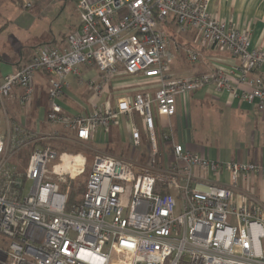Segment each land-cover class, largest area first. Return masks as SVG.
<instances>
[{
	"label": "built area",
	"instance_id": "2783aa9c",
	"mask_svg": "<svg viewBox=\"0 0 264 264\" xmlns=\"http://www.w3.org/2000/svg\"><path fill=\"white\" fill-rule=\"evenodd\" d=\"M74 2L79 24L65 45L37 46L28 61L0 78V106L18 90L26 113L35 75L43 73L45 120L59 128L42 134L12 124L7 141L0 136V264H264V199L236 188L255 175L264 181V166L211 160L175 142L171 128L160 123L175 115L177 96L208 85L264 111V42L251 48L250 29L215 18L210 0ZM31 5L25 0V8ZM159 23H173L178 33L192 30L200 47L226 51L231 60L173 73L179 46L171 49ZM184 54L198 62L196 50ZM93 63L105 83L122 71L152 83L153 94L121 95L94 102L82 114L68 112L60 103L67 76ZM102 90L94 84L93 97ZM121 116L128 120L130 147L144 150L135 159L95 154L81 198L68 202L69 185L62 190L60 184L82 172L84 158L38 142H87ZM26 145L31 151L24 171L7 169L10 156ZM222 169L230 183L205 178ZM127 191L123 206L120 196ZM234 191L244 200L236 202Z\"/></svg>",
	"mask_w": 264,
	"mask_h": 264
},
{
	"label": "crops",
	"instance_id": "0c3cea01",
	"mask_svg": "<svg viewBox=\"0 0 264 264\" xmlns=\"http://www.w3.org/2000/svg\"><path fill=\"white\" fill-rule=\"evenodd\" d=\"M44 1L42 0V2ZM51 1L48 0V2ZM35 2L38 3V0H35ZM57 2L60 13H65V25L63 23L62 26L65 28L60 30L66 29L69 34L75 31L79 24L78 16L74 19L70 10V12L67 11L66 15L68 2H70L69 5L74 13H77L75 11V2L74 0H58ZM3 4H6V0H0V6ZM39 9H44V5L41 4L40 8L35 5L36 11L33 10L25 17H37L42 22L41 14L37 12ZM208 10L215 18L225 19L239 28L250 29L249 41L251 48L263 44L264 0H210ZM36 27V25L32 28L28 27L27 31L30 29L36 31ZM166 27L169 32L180 35L178 41L174 37L169 36L171 40L170 47L173 46L174 48L175 45L179 47L180 45L185 46L183 45L185 43L192 46L191 49L199 53V59L196 63H190L181 58L182 53H176L173 61L174 66L172 67L173 73L184 75L201 72L207 70L213 64H226L231 60L230 55L226 51L200 47L192 30L187 29L177 33L173 23L166 24ZM63 36L58 40L56 35L52 33L49 43L62 47L64 46L66 35ZM39 45L41 44L22 45L17 51L16 59L12 61L0 59V78L25 63L32 51ZM76 69L77 72L67 76V87L64 96L60 100L63 108L70 113L82 114L91 111L94 102L102 105L106 101H114L116 97L121 95L131 96L136 92L145 91L153 94L154 91L152 83L142 80L143 78L138 75H126L120 71V68L118 75L106 83L103 81V74L94 63L78 65ZM36 78L37 80H46L45 75L41 72L36 74ZM96 83H101L103 90L100 96L93 97V85ZM17 96L18 90H15L12 96L7 98L9 107H11L10 127L12 124H20L30 132L42 134L51 130H59V128L51 126L45 120L47 95L45 102L42 103L41 94L37 91L26 113L22 109L21 111L20 108L18 110ZM204 108L206 109L205 112H203ZM209 113H218L220 114V120L224 119L217 128L221 132L223 140L212 142L205 138L207 133L201 138L195 134L198 120H201L202 133L208 132V130H205L206 123L203 116H209ZM41 122L42 124H40ZM160 123L171 128L175 142L182 143L192 151L203 154L211 160L219 162H250L264 166V111H257L246 102L232 98L226 91H218L213 86L208 85L183 96H177L175 115L170 118L162 117ZM135 124L141 133L144 134L139 116H137ZM114 138L121 144H129V127L125 116L119 117L116 122L110 124L107 132H104L102 128H98L94 133L93 139L85 143L90 146L95 154H108L120 157L114 153L110 154L104 148H101L102 145L105 146ZM168 150L170 152V149ZM205 178L210 181L230 183V174L225 169L214 174L205 172ZM236 188H242L254 197L264 199V181L258 175L253 176L252 182L239 180ZM234 196L236 202L244 200L243 195L239 194L238 191H234Z\"/></svg>",
	"mask_w": 264,
	"mask_h": 264
},
{
	"label": "rangeland",
	"instance_id": "374dc122",
	"mask_svg": "<svg viewBox=\"0 0 264 264\" xmlns=\"http://www.w3.org/2000/svg\"><path fill=\"white\" fill-rule=\"evenodd\" d=\"M58 0H52L51 2H48V0H45L42 2V0H38V3L35 2V0H32L31 7L25 8L24 2L25 0H6V4H3L0 6V59H3L5 61H12L16 59L17 57V51L19 47L22 45L28 46V45H35L37 43H40L43 46H53L50 42L51 34L56 35V39H61L64 37L63 35H68V32L66 29L60 30L63 23L65 25V13H60L59 10V4L57 2ZM11 2V3H10ZM42 2V3H41ZM42 5H44V9H39L37 12H40L41 14V21L37 17H25V15H28L30 12L35 10V5L40 8ZM70 2H68L67 8H66V15L67 11L70 12L73 15V18H77L78 14L74 13L71 6L69 5ZM62 4V2H61ZM70 10V11H69ZM36 11V10H35ZM32 25H36L37 29L31 30L30 28L34 27ZM28 27H30L29 31H27ZM158 27L164 31L168 36L174 37L176 41L180 39V35H177L176 33L173 34L171 31L169 32L168 28L166 27L165 23H159ZM178 33V32H177ZM65 36V40H66ZM60 42V41H59ZM65 45V42H64ZM185 46L180 45L179 52L182 53L184 60L188 61L185 54L184 49H189L192 46H189L188 44H183ZM185 47V48H184ZM171 49H174L173 46ZM174 64H171V70ZM120 67V66H118ZM39 73V72H37ZM36 73V74H37ZM46 81L45 79L37 80L35 75L34 80V92H33V99L35 97V93L38 91L41 94L42 103L45 102L46 97ZM32 99V100H33ZM22 109L20 106L18 107V110ZM30 108V107H29ZM11 107H9L7 99L5 100L4 104L0 106V136L3 141H7L8 135L10 134V119H11ZM23 110V109H22ZM21 110V111H22ZM206 109L204 108L203 112H205ZM209 116H203L205 124V130H208V132L202 133V124L201 120H198L197 122V129H196V135L197 136H205V138H208V140H211L212 142L223 140L224 138H221V132L217 129L220 122L224 119L220 120V117L218 113H209ZM29 115V114H28ZM137 113H133V117L135 120V123L137 122ZM30 117V116H29ZM202 117V118H203ZM201 119V118H200ZM216 121V122H215ZM42 124V122L40 123ZM25 128V127H24ZM223 130V129H222ZM63 134L64 132H60ZM45 145L52 146L55 150H57L59 153L66 152L71 155H80V157L84 158V166L82 169V172L74 177L71 180H68V183L60 184V188L66 189L67 185H69L68 189V196H72L73 200H79L81 198V195L83 191L85 190V186L88 180V175L91 170L92 161L94 158L95 153L91 150L90 146L85 143L78 140H61V141H43ZM96 146V145H94ZM101 148H104L106 152L108 153H114L118 156L124 158V159H135L139 156V153L144 150L142 149H132L130 145L127 143L121 144L117 139L114 138V140H110L105 146H101ZM31 147L30 145H26L22 147L18 152L14 153L10 158L7 160L5 167L7 169H17L19 172L24 171L25 162L30 154ZM4 154V152H3ZM5 157V154H4ZM58 162V161H55ZM26 188H29V183L27 184ZM121 203L123 206H127L129 202V192L127 191L125 194L120 196Z\"/></svg>",
	"mask_w": 264,
	"mask_h": 264
},
{
	"label": "trees",
	"instance_id": "16d2710c",
	"mask_svg": "<svg viewBox=\"0 0 264 264\" xmlns=\"http://www.w3.org/2000/svg\"><path fill=\"white\" fill-rule=\"evenodd\" d=\"M28 59H29V58H28ZM27 61H28V60H27ZM23 64H24V63H23ZM23 64H22V65H23ZM22 65H21V66H22ZM19 67H20V66H19ZM38 143H40L41 145H45L43 141H40V142H38ZM51 147H52V146H51ZM52 148H53V147H52ZM71 201H74V200H73V197H72V196H68V202H71Z\"/></svg>",
	"mask_w": 264,
	"mask_h": 264
},
{
	"label": "bare ground",
	"instance_id": "6f19581e",
	"mask_svg": "<svg viewBox=\"0 0 264 264\" xmlns=\"http://www.w3.org/2000/svg\"><path fill=\"white\" fill-rule=\"evenodd\" d=\"M63 158H64V160L66 161V162H65V165L67 166V165H68L67 161H68V159L70 158V156H69L68 154H66V156H63Z\"/></svg>",
	"mask_w": 264,
	"mask_h": 264
}]
</instances>
